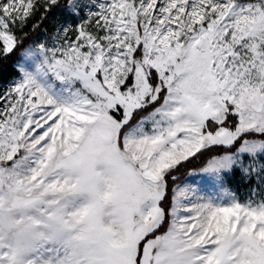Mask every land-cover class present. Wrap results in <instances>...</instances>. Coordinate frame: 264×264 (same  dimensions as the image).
Segmentation results:
<instances>
[{
  "label": "snow or ice",
  "instance_id": "1",
  "mask_svg": "<svg viewBox=\"0 0 264 264\" xmlns=\"http://www.w3.org/2000/svg\"><path fill=\"white\" fill-rule=\"evenodd\" d=\"M13 54L0 264H264V0H0Z\"/></svg>",
  "mask_w": 264,
  "mask_h": 264
},
{
  "label": "trees",
  "instance_id": "2",
  "mask_svg": "<svg viewBox=\"0 0 264 264\" xmlns=\"http://www.w3.org/2000/svg\"><path fill=\"white\" fill-rule=\"evenodd\" d=\"M17 59L16 54H13L9 57L7 61H0V67H3V71L0 72V79L3 77V75H7L8 78H11L15 73L12 70V63ZM203 159V158H201ZM201 166V164L197 163L196 161H191L189 163H185L183 166L180 167L179 169V175L181 176V180L178 181L177 183H180L186 174L189 172L190 169H197ZM232 186L238 188L239 186V181L238 178H233L232 181Z\"/></svg>",
  "mask_w": 264,
  "mask_h": 264
},
{
  "label": "rangeland",
  "instance_id": "3",
  "mask_svg": "<svg viewBox=\"0 0 264 264\" xmlns=\"http://www.w3.org/2000/svg\"><path fill=\"white\" fill-rule=\"evenodd\" d=\"M40 38L42 39L43 37L41 36ZM9 79H10V78H8L7 75H3V77L0 79V83H6ZM197 169H198V168H197ZM186 179H189V178H188V173L186 174V176L184 177V179H183L181 182H183V181L186 180ZM192 179H193V181H194L196 184L200 185L201 187H205V188L210 187V185H208V182H207L206 179H201L200 177H195V178H192ZM181 182H180V183H181ZM238 188H239V191H240L241 193L245 190V186H242V185H239Z\"/></svg>",
  "mask_w": 264,
  "mask_h": 264
}]
</instances>
